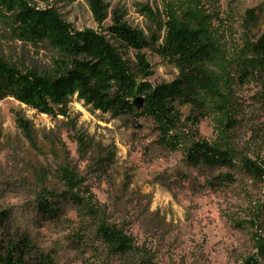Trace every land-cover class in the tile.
<instances>
[{
	"label": "rangeland",
	"instance_id": "rangeland-1",
	"mask_svg": "<svg viewBox=\"0 0 264 264\" xmlns=\"http://www.w3.org/2000/svg\"><path fill=\"white\" fill-rule=\"evenodd\" d=\"M26 1L54 10L75 29L100 33L131 66L136 51L112 36L113 17L148 40L158 35L164 18L162 0H104L102 21L86 0ZM188 2L205 15L217 48L210 69L221 95L203 111L179 106L178 131L186 141L197 129L198 138L229 147L236 169L189 165L182 149L158 144L146 117L116 118L75 97L68 100L65 115L49 116L5 97L0 99V244L25 235L55 264H141L144 257L153 264H240L256 253L258 239L264 242V181L242 171L241 160L264 167V87L258 78L244 80L238 64L251 57L250 43L264 33V0ZM141 53L150 66L142 79L151 85L177 75L153 49ZM0 56L40 74H50L60 59L47 43L19 40L2 23ZM192 115L198 117L196 125ZM64 168L77 180L73 192L98 213L89 214L87 207L59 196L66 189ZM227 172L232 182L210 185L214 176ZM46 190L57 195L59 216L38 209ZM99 221L124 230L136 250L127 257L111 255L95 234Z\"/></svg>",
	"mask_w": 264,
	"mask_h": 264
},
{
	"label": "trees",
	"instance_id": "trees-1",
	"mask_svg": "<svg viewBox=\"0 0 264 264\" xmlns=\"http://www.w3.org/2000/svg\"><path fill=\"white\" fill-rule=\"evenodd\" d=\"M188 1L162 0L161 30L151 40L117 15L113 17L114 24L109 27L112 36L136 51V63L131 66L100 33L75 29L54 10L36 7L26 0H0V23L9 27L17 39L33 45L45 42L60 56L50 74L23 71L0 56V99L12 97L40 113L56 116L65 115L68 100L75 97L85 106L116 118L146 117L154 124L158 144L173 151L182 149L189 165L234 171L236 162L229 147L198 138L197 129L193 138L186 141L178 131L182 122L179 106L189 105L193 110L203 111L221 95L219 81L210 69L218 55L217 48L203 21L205 15ZM86 2L97 21L106 18L104 0ZM251 16L255 18L254 14ZM148 47L177 69L171 81L151 85L142 79L150 74L149 63L141 53ZM250 50L251 57L238 64L240 76L244 80L258 78L264 87V33L250 43ZM138 97L142 98L140 107L134 104ZM192 118L196 125L198 117ZM19 123L28 130L25 122ZM184 142L188 145L184 146ZM241 170L250 178L264 181V167L249 158H242ZM61 180L66 189L59 196L71 198L78 207H87L89 214L98 213L73 192L77 180L72 172L62 169ZM233 180V175L227 172L214 176L209 183L214 187ZM46 193L38 200V209L43 215L59 216L57 195L53 191ZM261 209L264 210V202ZM95 234L111 255L127 257L136 250L133 239L116 225L99 221ZM256 246V253L240 264L264 263L263 240L259 238ZM140 262L153 264L145 257ZM0 264H55V260L23 235L0 244Z\"/></svg>",
	"mask_w": 264,
	"mask_h": 264
},
{
	"label": "water",
	"instance_id": "water-1",
	"mask_svg": "<svg viewBox=\"0 0 264 264\" xmlns=\"http://www.w3.org/2000/svg\"><path fill=\"white\" fill-rule=\"evenodd\" d=\"M134 104L137 106V107H140L141 104H142V98L138 97L134 100Z\"/></svg>",
	"mask_w": 264,
	"mask_h": 264
}]
</instances>
